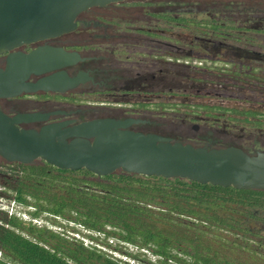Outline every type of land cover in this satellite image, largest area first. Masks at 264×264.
Returning <instances> with one entry per match:
<instances>
[{"label": "trees", "instance_id": "1", "mask_svg": "<svg viewBox=\"0 0 264 264\" xmlns=\"http://www.w3.org/2000/svg\"><path fill=\"white\" fill-rule=\"evenodd\" d=\"M171 20L204 49L228 50L229 41L217 37L228 26L190 15ZM171 55L169 106L177 119L201 123L218 139L243 138L247 130L263 137L259 64L239 71L204 59L192 63L188 53ZM0 188L45 222L39 226L0 208V264H134L127 258L137 264H264V190L123 171L98 177L86 169L1 158ZM146 254L151 257L140 259Z\"/></svg>", "mask_w": 264, "mask_h": 264}, {"label": "flooded vegetation", "instance_id": "2", "mask_svg": "<svg viewBox=\"0 0 264 264\" xmlns=\"http://www.w3.org/2000/svg\"><path fill=\"white\" fill-rule=\"evenodd\" d=\"M212 1L211 12L205 11V16L199 19H212L222 27H229L227 34L217 35L229 41L227 51L204 49L198 38L189 39L185 28L171 20L187 15L198 18L196 9L171 10L169 1L122 0L86 8L77 14L76 25L68 32L0 53V70L6 69L10 54H28L40 47L63 49L77 56L48 71L31 73L25 80L36 83L54 76L50 88L22 91L14 96L0 95V112L10 118L20 114L43 115L16 124L19 128L35 130L52 123L66 122L65 127H71L100 118H130L139 121L129 126L130 130L179 141L155 129L163 126L165 117L171 114L172 51L190 54L194 57L190 60L193 63L204 59L231 65L233 70L237 67L239 71H248L252 65L259 64L264 106V0ZM135 8L140 11L138 16L126 15L129 9ZM174 28L179 31L172 32ZM137 81H148V86ZM160 103L162 109L155 108ZM106 111L109 114H101ZM187 123L195 131L199 129L198 123ZM213 138L211 132H206L194 145L217 147L213 145ZM256 151L264 152V141L249 153ZM38 161L42 160L35 162Z\"/></svg>", "mask_w": 264, "mask_h": 264}, {"label": "water", "instance_id": "3", "mask_svg": "<svg viewBox=\"0 0 264 264\" xmlns=\"http://www.w3.org/2000/svg\"><path fill=\"white\" fill-rule=\"evenodd\" d=\"M122 0H0V53L22 44L60 35L75 27L78 13L94 5ZM77 57L63 49L40 47L31 53L10 54L0 70V95L47 89L54 76L25 82ZM0 112V157L33 164L40 159L64 170L86 169L98 177L121 170L144 176L183 178L198 183L264 190V152L247 153L237 146L204 147L173 141L156 133L128 129L138 120L94 119L65 127L66 122L40 130L19 128V121L42 118ZM46 116V115H44Z\"/></svg>", "mask_w": 264, "mask_h": 264}, {"label": "rangeland", "instance_id": "4", "mask_svg": "<svg viewBox=\"0 0 264 264\" xmlns=\"http://www.w3.org/2000/svg\"><path fill=\"white\" fill-rule=\"evenodd\" d=\"M156 1L161 2V3H164V2L167 3L169 1L171 10H176L177 8L196 9V11H199L197 13L198 18H200L201 16H205V11L211 12V9H213L212 3L214 2L212 0H156ZM139 13H140L139 9L135 8V9H129L128 12L126 13V15L138 16ZM128 18H131V17H128ZM177 31H179V29H177V28L172 29V32H177ZM212 100L213 99H211L209 101H212ZM182 110L183 109H181L180 112H182ZM110 113H115V112L112 111ZM101 114L107 115V114H109V111L102 112ZM177 118L178 117L176 116V114H174V112L171 111L170 116L165 117V119L163 121V126L155 127L156 131H160L162 133L169 134L172 137H174L175 139L182 141V142H186V143L195 144L198 141H200V138L203 136V134L206 131L201 126V123H199V129L197 131H195L194 129L191 128V123L180 121ZM213 139H214L213 145L228 146L231 144L230 142H237V143H240L242 146H244L247 150H250L251 152H252V150H254V148L256 146L257 147L260 146L261 142L263 143V141H264V139L260 135H257L250 130L246 131L245 136L243 138H238L237 136H234L233 140L231 137H229V138L220 137L219 139L214 137ZM0 190H1V188H0ZM0 208L4 209L5 211H8V213L16 214L17 216H19L20 218H22L24 220L34 219V218H31L30 215L28 214V212H27L28 208L20 207V206L14 204L11 200L2 196L1 194H0ZM32 222L39 225V226H41L45 223L44 220L41 218L32 220ZM47 224L49 225L48 222H47ZM49 227H52L53 229H58L55 226L49 225ZM77 228L80 229L83 233L86 232L81 227H77ZM109 242H111V241H109ZM84 243L90 244L91 242L86 238V239H84ZM128 250L135 252V249L132 248L131 246H128ZM113 254L118 256V257H121L122 259H125V257L119 253L113 252ZM149 257H151V255H149V254H146V256L140 255V259H142V260H147V259H149ZM126 260H128L130 263L134 262V264H137L132 259L127 258Z\"/></svg>", "mask_w": 264, "mask_h": 264}, {"label": "built area", "instance_id": "5", "mask_svg": "<svg viewBox=\"0 0 264 264\" xmlns=\"http://www.w3.org/2000/svg\"><path fill=\"white\" fill-rule=\"evenodd\" d=\"M32 220H35V219H32ZM84 240V239H83Z\"/></svg>", "mask_w": 264, "mask_h": 264}]
</instances>
